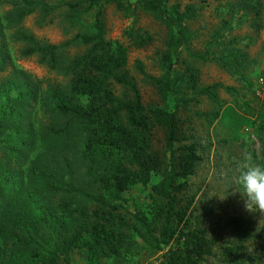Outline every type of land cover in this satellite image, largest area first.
<instances>
[{"label":"trees","instance_id":"trees-1","mask_svg":"<svg viewBox=\"0 0 264 264\" xmlns=\"http://www.w3.org/2000/svg\"><path fill=\"white\" fill-rule=\"evenodd\" d=\"M135 2L167 30L165 50L159 57L161 75L151 77L141 61L134 63L155 85L163 105L142 102L128 68L130 47H143L152 37L132 27L125 33L128 45L107 37L105 6L127 9L131 6L128 0H8L7 8L0 0V99L4 97V104L0 102V264H70V254L78 248L97 258L117 255L129 217L147 234L150 231L147 219L114 202L133 185L147 186L152 179L150 195L160 200L153 205L152 216L159 228L157 236H149L155 250L165 248L162 264H261L257 253L250 251L257 238L252 220L231 217L227 224L233 240L220 244L194 217L195 195L188 190V178L200 154L193 142L177 145L182 133L180 108L194 100L183 97L181 88L185 83L187 90L221 105L217 97L220 84L198 89L192 67L185 75L177 71L182 50L191 39L187 21L195 17L196 8L189 4L181 9L170 0ZM59 11L70 26L89 13L90 30L50 44L41 43L22 28L24 19L34 13L45 20ZM7 40L23 44L24 56H36L40 64L63 77L64 88L56 83L42 95L40 79L10 64ZM73 43L85 49L64 56ZM206 55L193 54L200 59ZM239 59L240 55L231 54L218 60L238 73ZM8 64L9 71L3 73ZM116 85L127 88L130 98L118 99ZM41 102L51 115L65 119L59 127L45 131L65 148L75 144L91 190L64 180L60 169L42 170L35 157H30L37 147L31 113ZM212 116L218 118V112ZM158 128L165 130L162 152L153 146ZM181 136L186 139L185 134Z\"/></svg>","mask_w":264,"mask_h":264},{"label":"rangeland","instance_id":"rangeland-1","mask_svg":"<svg viewBox=\"0 0 264 264\" xmlns=\"http://www.w3.org/2000/svg\"><path fill=\"white\" fill-rule=\"evenodd\" d=\"M3 1V6L7 8L8 0ZM46 1L57 3L62 0ZM128 1L131 6L127 9H117L113 4L105 6L107 37L128 45L125 33L130 27L152 37L151 42L143 47H130L128 68L138 86L142 102L146 105H163L155 85L135 69L134 63L135 60L141 61L147 75L159 77L162 73L159 57L165 50L167 30L150 13L142 10L136 0ZM176 2L181 9L189 4L196 8L195 17L187 21L191 39L187 48L182 50L177 71L185 75L186 69L192 67L197 75L198 89L214 83L220 84L217 97L221 105L187 90L185 83L181 88L183 97L194 100L180 108L182 133L177 145L193 142L200 154V160L188 178V190L195 195L194 217L220 244L233 240L227 224L231 217L243 216L252 220L257 238L250 251L251 254L257 253L261 264H264V248H260L264 247V212L249 211L245 207L241 189L235 183L242 152L247 150L257 162L264 163V0H170L169 3ZM90 23L91 17L86 13L80 23L70 26L64 20L63 11H59L45 20L34 13L24 19L22 28L32 33L41 43L59 44L70 39L76 32L89 31ZM7 43L10 64L40 79L42 95L56 83L64 88L66 80L63 77L40 64L36 56L27 57L22 54L23 44L12 40H7ZM84 49L73 43L64 56H73ZM204 52H207L205 59L193 56ZM231 54L240 55L238 73L233 71L232 66L222 65L218 60ZM10 64L3 73L9 71ZM114 93L120 100H127L131 96L127 88L118 85L114 87ZM0 102L4 104V97ZM41 104L35 105L31 113L37 147L30 157H35L42 170L50 172L60 169V173L65 175L64 180H71L74 185L81 184L91 190L84 180L85 165L79 158L75 144L65 148L57 137L45 131L47 127H59L65 119L51 115L48 108ZM215 111L218 112L216 119L212 116ZM182 134L186 135L185 140H182ZM164 138L165 130L156 129L153 146L159 152L165 147ZM153 183L155 179L147 186L133 185L121 194L120 201L114 203L122 204L134 215L147 219L149 234L155 237L159 222H153V205L160 200L150 195ZM81 202L90 205L86 200ZM126 222L128 227L122 229L117 255L97 258L87 249L78 248L71 252L70 264H162L165 248L155 250L153 239L137 221L129 217ZM218 257L216 254L215 261Z\"/></svg>","mask_w":264,"mask_h":264},{"label":"clouds","instance_id":"clouds-1","mask_svg":"<svg viewBox=\"0 0 264 264\" xmlns=\"http://www.w3.org/2000/svg\"><path fill=\"white\" fill-rule=\"evenodd\" d=\"M235 183L241 189L249 211L264 212V163H259L247 150L241 153Z\"/></svg>","mask_w":264,"mask_h":264}]
</instances>
